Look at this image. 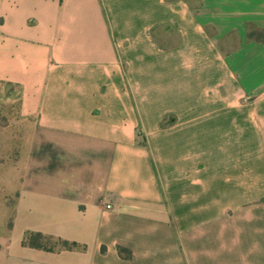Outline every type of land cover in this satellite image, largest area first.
Instances as JSON below:
<instances>
[{"label":"crops","instance_id":"0c3cea01","mask_svg":"<svg viewBox=\"0 0 264 264\" xmlns=\"http://www.w3.org/2000/svg\"><path fill=\"white\" fill-rule=\"evenodd\" d=\"M261 28L264 0H0V264H264Z\"/></svg>","mask_w":264,"mask_h":264},{"label":"trees","instance_id":"16d2710c","mask_svg":"<svg viewBox=\"0 0 264 264\" xmlns=\"http://www.w3.org/2000/svg\"><path fill=\"white\" fill-rule=\"evenodd\" d=\"M52 242L53 245H49L48 243ZM22 245L44 250V251H60V250H76V249H82L81 246L77 245L73 242H67L64 240H61L59 238L43 235L41 233H33V232H27L24 234L22 238Z\"/></svg>","mask_w":264,"mask_h":264},{"label":"rangeland","instance_id":"374dc122","mask_svg":"<svg viewBox=\"0 0 264 264\" xmlns=\"http://www.w3.org/2000/svg\"><path fill=\"white\" fill-rule=\"evenodd\" d=\"M249 37L251 38H256V39H258L261 43H264V29L263 28H261V29H259V30H257V29H254V31H250V34H249ZM247 54H249V53H245V55H247ZM262 55L264 54V53H261ZM253 99L252 98H250V99H247L246 100V102H251ZM13 105H3L1 102H0V120L2 121V118H3V116H2V114L3 113H5V109H7V108H11ZM49 245H53L52 244V242H50V243H48Z\"/></svg>","mask_w":264,"mask_h":264},{"label":"built area","instance_id":"2783aa9c","mask_svg":"<svg viewBox=\"0 0 264 264\" xmlns=\"http://www.w3.org/2000/svg\"><path fill=\"white\" fill-rule=\"evenodd\" d=\"M105 208L106 209H110V205H105Z\"/></svg>","mask_w":264,"mask_h":264}]
</instances>
